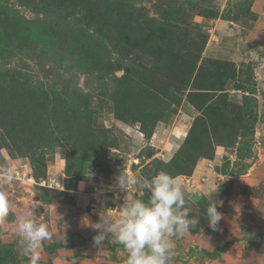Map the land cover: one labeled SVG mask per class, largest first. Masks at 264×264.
Here are the masks:
<instances>
[{
    "label": "rangeland",
    "instance_id": "1",
    "mask_svg": "<svg viewBox=\"0 0 264 264\" xmlns=\"http://www.w3.org/2000/svg\"><path fill=\"white\" fill-rule=\"evenodd\" d=\"M40 2L102 13L137 46L123 36L62 54L36 37L56 16ZM97 2L0 0V177L14 175L0 183L11 204L0 264L28 260L16 234L24 210L51 232L39 264H125L123 246L113 236L96 245L99 230L84 220L121 214L123 171L142 182L161 170L178 178L199 219L170 238V264H264V0ZM210 200L221 213L215 229Z\"/></svg>",
    "mask_w": 264,
    "mask_h": 264
},
{
    "label": "clouds",
    "instance_id": "2",
    "mask_svg": "<svg viewBox=\"0 0 264 264\" xmlns=\"http://www.w3.org/2000/svg\"><path fill=\"white\" fill-rule=\"evenodd\" d=\"M14 175L5 171L0 183L10 185ZM138 185V187H137ZM116 187L127 193L121 214L117 217L106 209L97 223H84L99 234L93 239L102 245L108 236H113L127 252L125 264H170L174 255L171 237L183 236L191 227L199 224V219L190 217V209L182 184L178 178L166 171L138 181L135 176L122 172L116 177ZM146 190L150 196L145 200ZM11 204L5 192L0 191V221L6 217ZM217 201L210 200L206 208L209 226L215 229L221 219ZM16 234L23 244L24 256L28 264H39L40 249L51 238L46 223L31 210H24L16 216Z\"/></svg>",
    "mask_w": 264,
    "mask_h": 264
},
{
    "label": "trees",
    "instance_id": "3",
    "mask_svg": "<svg viewBox=\"0 0 264 264\" xmlns=\"http://www.w3.org/2000/svg\"><path fill=\"white\" fill-rule=\"evenodd\" d=\"M100 2L101 0H98V2L95 3V7L98 9L100 8V5H101ZM77 5L79 4H76V6L74 7H70L67 5L64 6V4H62L61 6L63 7L57 9L55 12H52L51 11L52 6L44 5L43 3L40 2L37 5V7L38 8L43 7L44 12L46 9V11H48L49 13L51 12L55 14L56 15L55 17H57V19H55V17L50 18L51 20L50 23H44V25L42 26L43 36L39 35L36 37L37 38L42 37L43 40H45V42L47 41L49 44L52 43L51 45L56 47L58 49V52H62V54H64L67 51H75L80 46L81 47L85 46L86 48L95 47L98 45L101 46L102 43L100 41H102V39L111 40L112 38L115 42H117L118 44H121L120 38L123 36L124 37L126 36L127 41L130 43L128 47L137 46L135 41L133 42L130 39L131 37L128 36L129 35L128 31H126L124 27L120 26L118 23H113L109 20H104V16L102 15V13L96 14V12L94 11L90 12L84 8H79L80 5L79 6ZM63 8H65V10L69 8L70 11H67L65 14L61 15L59 13V10ZM70 15L75 16L74 18L75 25L71 26L64 22L66 21V17H69ZM83 24H86L87 26H92L93 28H95V32L98 35V39H96L95 42H93L94 34H90L91 38L89 39L88 34L86 35V33H83L87 31L86 28L81 27V25ZM77 26L79 27L78 29H77ZM50 31H52V33H49ZM30 35L28 36L30 37ZM20 36H21L20 34H17V36L15 35L14 38L19 39ZM80 39L81 40L84 39V42L79 43ZM54 55H55L54 58L56 57L54 65H56V63L59 62V60L57 59L56 53ZM43 71H45L43 73H44V77L46 78L56 76L55 67L49 70L45 69ZM16 74L19 78V80L16 82L19 85L22 84L23 86H28V85L31 86L32 84L31 82L33 81V78L26 77V75H23L20 72H15V75ZM31 98H34V97H31ZM17 261H21V262L26 261V264H28V260L25 259L24 257L21 259H18Z\"/></svg>",
    "mask_w": 264,
    "mask_h": 264
}]
</instances>
